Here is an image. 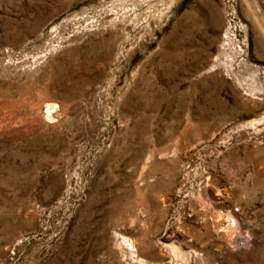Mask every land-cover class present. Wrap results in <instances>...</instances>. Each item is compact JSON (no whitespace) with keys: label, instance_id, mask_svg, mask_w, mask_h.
I'll list each match as a JSON object with an SVG mask.
<instances>
[{"label":"rangeland","instance_id":"1","mask_svg":"<svg viewBox=\"0 0 264 264\" xmlns=\"http://www.w3.org/2000/svg\"><path fill=\"white\" fill-rule=\"evenodd\" d=\"M0 264H264V0H0Z\"/></svg>","mask_w":264,"mask_h":264},{"label":"bare ground","instance_id":"2","mask_svg":"<svg viewBox=\"0 0 264 264\" xmlns=\"http://www.w3.org/2000/svg\"><path fill=\"white\" fill-rule=\"evenodd\" d=\"M54 116H55V112L53 110V107L49 106L48 107V117L52 119V118H54Z\"/></svg>","mask_w":264,"mask_h":264}]
</instances>
